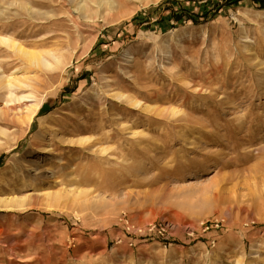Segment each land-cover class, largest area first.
<instances>
[{"label": "rangeland", "instance_id": "obj_1", "mask_svg": "<svg viewBox=\"0 0 264 264\" xmlns=\"http://www.w3.org/2000/svg\"><path fill=\"white\" fill-rule=\"evenodd\" d=\"M5 9L0 264H264V0Z\"/></svg>", "mask_w": 264, "mask_h": 264}, {"label": "bare ground", "instance_id": "obj_2", "mask_svg": "<svg viewBox=\"0 0 264 264\" xmlns=\"http://www.w3.org/2000/svg\"><path fill=\"white\" fill-rule=\"evenodd\" d=\"M7 12H8V9L3 10L0 13V16L7 15ZM11 30H12V33L11 34L13 35V37L0 36V59H1V61H0V93L3 90H5V89H11V90H13L12 88L20 87V86H22V84L24 85V83H25L24 81H22L21 78L18 77L19 70H16V72H13L12 74H10L9 77L6 76V74H5V69L6 68L5 67H7L9 65H5L4 64V61H2V53L4 51H7L8 50V51L12 52L11 54H13L14 56L19 57V58L21 57V60L23 58V59L28 60L30 62L31 59H32V54L30 52L26 51L24 49V47L19 42L16 41L15 35H17L18 33L16 32L15 27H14V29H11ZM11 30H10V32H11ZM3 31L4 30L1 28L0 29V32L2 33ZM6 58L9 59L11 57H8L7 56ZM33 60H34V58H33ZM11 96L13 97V95H11ZM32 97L33 96H31V95H26V96H24L22 98V100L23 101L25 100L26 102L27 101L30 102L31 99H32ZM122 98L124 99V96L123 95H119V99H122ZM130 103L131 104H135L131 100H130ZM40 107H41V105L39 103H37L36 105H30V106L27 105V107L25 108V121H26V123H31L35 119V117L38 115V112L40 110Z\"/></svg>", "mask_w": 264, "mask_h": 264}]
</instances>
